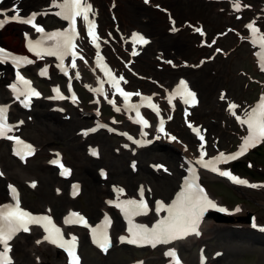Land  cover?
Listing matches in <instances>:
<instances>
[{
  "label": "rangeland",
  "instance_id": "obj_1",
  "mask_svg": "<svg viewBox=\"0 0 264 264\" xmlns=\"http://www.w3.org/2000/svg\"><path fill=\"white\" fill-rule=\"evenodd\" d=\"M186 1L187 3H180L175 6L176 16L179 20L201 22L208 33L207 42L211 41L213 33L220 32L225 26H230L232 29L228 30L223 37L218 38L217 43H213L208 49L198 47V38L181 34L180 36L183 37L182 42L188 45L184 53L164 50L165 56H170L176 59L177 62L179 60L190 61L206 56L205 62L199 67H182L188 73L176 74L174 73L175 69L164 66L162 62L156 60L151 68H147L146 64L140 60L142 57H147L143 53L137 57L135 63L132 64V68L145 77L155 78L162 83H167V85H171L178 76H185L187 80L191 81L200 97V103L196 100V108L191 110L192 115L189 116V119L199 129L204 130L208 140L211 141L207 146L208 157L214 155L217 150H232L240 142L241 127L236 117L230 118L228 116L226 112L227 102L234 101L238 105L236 115H242L245 107L264 89L262 84L264 74L259 73L254 67L251 56L252 47L246 41H238L234 31L236 28L237 31L242 33L247 32L248 28L245 26V22L254 21L251 17L256 15L257 6L254 4L255 0H245L253 4L255 9H245V13H241L240 17L236 18V13L232 15L225 2L222 3L226 4L227 8L223 11L217 10V2L195 0V4H191L192 1ZM125 2L126 0H121L120 3L117 2L118 16L113 21L112 16L110 17L105 9L107 6L105 4L106 0L100 2L104 9H102L103 11L98 18L104 27H106L105 24H108L107 27L111 26L112 29L115 24V31L122 28V23L119 22V26L117 19L120 14H123ZM224 4H222V9L225 6ZM149 8L145 10L150 12L153 17L159 18V20H156V25L162 27L163 33L166 35L161 13L152 11ZM217 15H221L222 22L217 20ZM140 18L145 19V17ZM125 19L124 22L127 27H134L148 35L147 30L137 24L138 20L135 23L133 17L132 19L125 17ZM44 22L50 23L52 21L45 19ZM260 24L264 30V18L260 19ZM20 30L19 28V32L15 37V41H19L17 47L5 38H2L0 42L8 48L15 49V51H24ZM181 32H184V29L173 34V36H178ZM151 37L154 39L152 35ZM110 50L113 51L111 48ZM110 50L109 53H111ZM214 52H216L214 58L207 61L208 57H211ZM111 54L110 59L118 64L115 54ZM34 69L30 68L26 70V73L34 75ZM165 74H169L170 77L164 79ZM53 76L46 80L35 79V84L39 87L40 92L49 94V85L61 79L58 76ZM191 77L195 78V83L192 82ZM81 80L83 79L76 80V85L80 91L81 104L83 108L90 110L93 105L89 104L90 98L81 89ZM127 81L128 87L132 89L157 90L156 86L147 79L133 77ZM2 89L4 90V88ZM221 90L225 91L222 101H220ZM212 99L217 103L215 108L217 105L219 107L216 113L205 107V105L214 104V102H211ZM59 104L61 105V111L55 112V110H52L53 104L46 102L44 96L40 95L35 97L33 106L29 111H17L19 114L15 118L21 116L23 120V126L20 130L34 142L37 153L25 164H21L8 153V146L5 143L0 144V173H3L0 176V187L5 193V196L0 198V203L5 198L7 199V186L10 183L18 186L21 196L20 202L23 206L34 211H47L53 214L56 219H59L66 211V207L70 206L84 216L89 217L91 221L96 220L102 210L101 207H96L97 204H102L104 207L105 200L114 195L120 198L136 196V190L141 186L144 188V194L150 202L156 199L170 200L174 190L178 187L180 177L185 172L181 151L172 159H169L166 156L165 147L156 144V142L149 149L132 151L122 147L120 138L103 132L88 137L81 136L77 134V130L89 126L92 119L87 117L85 113H81L78 108L68 105L65 101L59 102ZM102 112L105 117H108L109 112L106 108H103ZM181 112L182 108L178 107L169 128L174 130L180 142L184 141L191 150L195 151L196 141L193 140L192 142L189 128L184 124ZM46 114L49 115L50 119L46 117ZM115 126L127 128V125L120 118ZM216 129L223 131L221 136L215 131ZM261 145L257 150L254 149L248 157H243L239 161L225 166L226 169L236 174L249 176L252 182L262 183L261 187L245 188L247 195L237 192L222 180L206 174L201 175L202 181L212 195L229 207L241 206L243 213L240 215L247 216L246 212L254 213L255 223L258 225L254 223L247 224L240 220L239 223L234 222L231 226H224L230 223L228 220L219 219L218 216L207 220L206 226L203 228L204 237H196L199 241L196 242L197 239H194L184 243L188 245L179 247L180 256L188 264H198L201 253L208 258L206 264H264V227L259 226V224H264V142ZM91 146L97 147L99 151V155L96 157H93L90 152ZM56 150L62 153L65 162L73 171V179L81 185L79 195L74 198L68 197L69 179H59L55 167L48 164L49 156ZM167 153L171 154L168 151ZM247 159L252 161L250 168L246 165L245 160ZM99 167L106 168L107 178L99 179ZM86 169L87 172H92L93 177L97 179L94 178L96 181H99L97 184L94 185L84 175ZM165 169L167 170L165 171ZM124 170L129 171L134 176L131 188H127L124 182ZM7 173L11 176H8ZM33 182L35 187L32 186ZM161 182L167 184V188L164 190L160 187ZM56 186L60 187L61 193L55 191ZM99 186L104 191L100 194L97 193ZM121 188L124 190L122 194L117 192V189ZM65 204L67 205L65 206ZM56 207L60 208L57 212L55 211ZM111 216L114 219L113 231L117 235L123 231V228L120 227L119 219L114 212H111ZM211 223L223 224V226L211 229ZM85 232L87 233V228L78 230L79 235L82 234L84 237L79 241L80 264H128L138 259L141 260V264H164L166 261L162 256V248L154 250L149 248L137 249L116 245L112 242L107 251L101 252L87 242ZM28 237L18 238L15 241L12 264H36L32 255H26L22 251V248H28V243L32 242V239H28ZM19 240L25 242L26 245L23 244L20 248H17ZM35 254L42 256L50 264L64 263V256L50 248L44 250V252L36 250Z\"/></svg>",
  "mask_w": 264,
  "mask_h": 264
},
{
  "label": "snow or ice",
  "instance_id": "obj_2",
  "mask_svg": "<svg viewBox=\"0 0 264 264\" xmlns=\"http://www.w3.org/2000/svg\"><path fill=\"white\" fill-rule=\"evenodd\" d=\"M145 2L147 3L148 0H145ZM53 5L60 9L56 15L68 21L67 28L53 32H45L44 28L36 23L37 13H32L28 17H21L15 8H13L12 11L16 12V14L10 17L4 16L3 19H0V28L4 27V25L10 20L31 25L37 33H41L42 35L38 39L32 40L28 39L27 34H25L26 47L28 50L33 52L37 58H43L44 56L56 57L61 62L58 67L65 73V75H67V71L63 64L65 57H72L71 67L75 68V59L79 55L76 51L77 45L75 43V40L79 35L77 32V18L80 17L83 19L88 36L92 39L93 43H96L99 39L96 34V25L93 20L89 19V13H92L93 15L95 13L93 12L92 5L88 3V0H61L60 3H56V0H53ZM233 7L235 10L239 11L241 8L240 0H233ZM0 15H3L2 10H0ZM246 27L252 32L253 43H259L261 48H264V35L259 34V29L254 26V22L249 23ZM173 31H175V29H173ZM197 31H200V29H197ZM133 35L138 37L137 42L148 43L143 36L136 33ZM217 51H219V49H217ZM136 54V52H133V55ZM97 56L99 58V53H97ZM80 58L83 59L82 56ZM8 61H11L16 69L21 68L23 65L34 63L33 60L26 56L16 55L4 48H0V63ZM46 71V68L42 69L40 74L44 75L46 74ZM107 74L109 76L108 82L113 88L117 89L121 96H123L125 108L136 112V116L139 119L134 122L142 125L141 134L146 135V133L143 132V127L148 126V121L140 114L139 109L141 104L129 103V98L131 96H139L140 93L123 91L119 88V82L124 80V77L120 76L119 79H117L112 76L110 71ZM77 78H79L78 74ZM16 81L17 83H13L9 85V87L17 99L23 97L21 102L26 106L30 102L31 97H39L41 95L35 88L31 87V82L25 79L19 71L16 72ZM69 90H71L70 84ZM53 91L56 93V96L51 97L52 99H65V97L60 94L58 87L54 88ZM95 91L103 94V87L101 86L100 88L95 89ZM176 95H179L186 104L190 101L192 103L196 102V94L188 89L187 83L183 80L180 81L179 86L172 93V96ZM172 96L169 97V104L172 102ZM71 99L75 102V95H73ZM221 99H224L223 95L221 96ZM151 100L152 98L150 96L142 97V101L148 102L147 107H150L153 111L157 112V115H159L157 105L153 104ZM108 103L114 104V101L109 100ZM237 107L238 105L235 104H229L228 106L229 111L232 112L237 121L247 125V135L243 138V142L240 145L239 150L230 155H225V153L221 152L218 156L207 161L203 159L204 153L201 152V159L198 160L197 163L201 164L205 168H210L213 172H218L221 176L228 177L234 183L245 185L248 184L247 180L233 175L230 171L221 170L217 167V165L226 164L228 161L235 160L238 157L243 156L250 148L264 142V95L260 97L258 103L253 106L251 110L244 113L243 118L236 115V113L232 111ZM116 111H120V109L116 108ZM6 113L7 107L0 106V136H5L7 131L12 127L6 123ZM168 119H171V117H168ZM103 126L104 125H100V127ZM189 126L191 127V125ZM92 131H95V129H92ZM158 131H164L163 120L160 122ZM7 138L13 139V137L10 136ZM15 139L19 142L18 138ZM129 139H131V137H129ZM171 139L175 140L176 137L172 136ZM200 139L203 141V136H201ZM26 147H29L30 149V146ZM201 149H203V144H201ZM93 154L95 155L96 153L93 152ZM55 162L56 161H54V163ZM61 167L62 175L70 174L69 169L63 168V166ZM166 170L167 169H165V171ZM189 171H192L193 173L192 179L185 181L184 186L177 193L176 198L171 204L164 205L162 201H156L157 214L161 211H166L167 215L157 220L150 228L144 224L133 223L134 217L148 214V205L144 198L145 190L142 186L139 189V200L127 199L120 201L118 197L117 202L108 201L109 204H115L128 221L129 236L121 237L120 239L122 242L126 240L129 244H151L155 247L157 244H167L170 241L182 239L193 233L199 235L198 225L205 211L209 208H216L217 205L209 199L204 189L196 183L195 172L191 169ZM2 175L3 173H0V176ZM32 186L35 187L34 182ZM251 186L256 187L257 185ZM74 187L78 191V186ZM9 191L13 195L15 202L0 205V264H12L11 257L9 256V253L12 250L10 242L14 240L18 233L30 232L32 226L42 227L46 233L43 236V240L57 245L67 252L70 258L69 264H80L79 257L76 254L77 237L72 235L70 239H65L61 228L54 223L51 216L36 215L23 209L20 206L19 199L16 195V189L12 185H9ZM123 191L124 190L122 188L117 189L118 193L122 194ZM73 194L75 195L76 193L74 192ZM219 210L225 211L224 208H220ZM64 223L69 225L83 224L85 227L89 226L86 218L77 212H70L69 215L64 218ZM109 225L110 219L106 215L104 221L92 229L93 242L104 251H107L111 243L107 231ZM36 242L41 243L40 240H37ZM165 255L172 257L174 264H179V260L176 258L174 250L166 252Z\"/></svg>",
  "mask_w": 264,
  "mask_h": 264
},
{
  "label": "bare ground",
  "instance_id": "obj_3",
  "mask_svg": "<svg viewBox=\"0 0 264 264\" xmlns=\"http://www.w3.org/2000/svg\"><path fill=\"white\" fill-rule=\"evenodd\" d=\"M34 1V3H33V5L32 4H24V5H22L21 4V0H11V3H10V5H16L17 7H22V8H24V9H35V10H37V9H40V7L41 6H45V5H48V2H46V3H44L43 1L44 0H33ZM90 1H92L93 2V4H96V6H97V9H98V11L100 12L101 11V7L98 5V3H97V0H90ZM112 0H108V6H109V4H110V2H111ZM153 1V0H152ZM190 1H192V2H190ZM189 2L191 3V4H195V0H190ZM160 3V2H162V3H167V4H169V6H166V4H163L164 6H166V7H171L172 9H173V11L174 10H176V8H175V6H177V5H179L180 3H187V1L186 0H154L153 1V3H151L152 5L153 4H156V3ZM126 4H127V6L129 7V11H130V8L134 11V12H136V14H137V16L138 17H140V16H142V15H144V16H146L147 17V20L145 21V22H141V25L145 28V29H147L153 36H154V39H153V44H154V46H156V47H158V48H156V49H159L158 51H155L154 52V54L155 55H160V56H163V54H160V51H162V50H164V49H166L167 47H169V46H171V47H173V48H177L178 46L180 47L179 49H181V50H183V48H185L186 46H185V44L182 42V40H183V37H181L180 35L181 34H179L178 36H174V38L173 37H170V40L171 41H167V40H165V39H163L162 38V30H160V27H157V25H156V20H159V18H157V17H153L151 14H150V12H148L147 10H145L146 9V7H145V4H146V2H145V0H141V1H134V0H126ZM36 6V8H34ZM99 6V7H98ZM118 7V4H116V7L115 8H117ZM96 9V8H95ZM106 10H108V8L106 9ZM116 11H118V8L116 9ZM175 13V12H174ZM171 16H172V14H171ZM120 18H121V21L123 20V17H122V15H120ZM217 19L218 20H220L221 18L220 17H217ZM165 20H167V16L165 15ZM181 24V23H180ZM180 24H177L176 23V26L177 25H180ZM123 27H124V29H126V28H128L127 26L125 27V25H124V23H123ZM171 26H170V24H169V21L167 20V29H169ZM131 30V28H128V32ZM18 32H19V29H18V27L16 26V24H13V23H9V24H7V26L6 27H4L1 31H0V39H2V38H5L9 43H11L12 45H14V46H17L18 45V43H19V41L18 40H16L15 41V37H16V34H18ZM185 37V36H184ZM254 58H255V63H259L260 61H261V59H259V55H256V54H254ZM141 60V62H144L145 64H146V66H147V68H151V65L153 64V61L152 60H148V59H146V58H144V57H142V59H140ZM46 62V61H45ZM195 63H197V60L195 61ZM1 68V67H0ZM79 68H81L80 66H79ZM178 70V69H177ZM0 74H1V77H0V79L4 82V83H6V82H11V81H13V77L8 73V70H6V71H2V70H0ZM112 97H113V95H112ZM176 98H177V100L179 101V102H181L182 103V105H186L185 103H184V101H183V99H181L180 98V96L179 95H176ZM124 98L122 97V98H119V101L116 103V107L117 108H119L121 111H122V109L124 108ZM122 108V109H121ZM81 110H83V112H86V114H93L94 115V110H86V109H81ZM164 110L166 111V112H170V111H172V107H168V106H166V107H164ZM52 113H54V112H52ZM96 113V112H95ZM56 114V113H55ZM140 114H141V111H140ZM126 115L129 117V119L130 120H132V121H135V120H137V119H139L137 116H134V112H132V111H128V112H126ZM56 116H57V114H56ZM46 117L48 118V119H50V117H49V115H47L46 114ZM95 117V116H94ZM147 128H150V130L151 131H153V127L148 123V126L145 128L146 130H147ZM156 134H158V132H156V131H153L152 133H151V136H150V138H152L154 135H156ZM173 135H171V134H168L167 136H166V134L164 135V136H162V137H160L159 139H156L157 141H158V143H159V145H161V146H164L165 148H164V150H165V152H166V156H168V158L169 159H172L174 156H176L178 153H179V151L181 150V148H182V153H183V155L185 156V158L186 159H188L189 160V168H193L194 170H196V171H198V173H200V172H203V171H206L207 173H209L208 175H210V176H212V177H214V178H217V179H224V178H227V180L229 181V183H231L232 185H234V186H236L235 188L237 189H243V185H241V184H237V183H234L232 180H230L228 177H226V176H221V175H219V173L218 172H213V171H211L210 170V168H205V167H203L201 164H199V163H197V161H198V158L201 156V152L202 151H200V152H198L197 154H194V153H190V154H187L186 153V150H187V148H186V146L185 145H182V143L181 144H178L176 141H173V142H169L168 141V139H170L171 137H172ZM166 143H169V144H166ZM200 150H204V148L203 149H200ZM167 151L169 152V153H171V154H168L167 153ZM217 167L218 168H220V165H217ZM221 169V168H220ZM124 174H125V178H124V182H125V184L128 186V187H132L133 186V180H134V176H133V174H130L129 173V171H127V170H124ZM7 175L8 176H11V174H9V173H7ZM84 175L88 178V179H90V181L95 185V184H97L99 181H96L97 179L95 178V177H93V174H92V172H87V169H86V172L84 173ZM7 176V177H8ZM6 178V177H5ZM96 180H95V179ZM7 179V178H6ZM170 183H171V181H169ZM253 184H255V183H253ZM160 187H162V190H164L165 188H167V184L165 183V182H161V184H160ZM68 189H69V187H68ZM102 192H104L103 190H102V187H98V189H97V193L98 194H100V193H102ZM7 193V192H6ZM42 193V192H41ZM7 195H8V193H7ZM3 196H5V193L3 192V190H2V188L0 187V198L1 197H3ZM209 196L212 198V200H213V202L215 203V204H218V200L216 199V198H214L211 194H209ZM5 200H6V198H5ZM172 203V200L168 203V205L169 204H171ZM68 204V203H67ZM67 204H65V206L67 205ZM64 206V207H65ZM96 207H102V204H97V206ZM67 208H70V206H68V207H66V209ZM60 208H58V207H56L55 208V211L57 212L58 210H59ZM213 208H209L207 211H205V215L204 216H206V217H208L209 219H211V215H214V213H216L215 211H213L212 210ZM224 209H225V211H222L226 216H228L229 218H230V220L232 221V222H235L236 221V218H237V216L239 215V214H237V213H239L240 211H241V209L238 207V208H235V209H233V208H231V209H228L227 207H224ZM150 210V208L148 209V211ZM103 213L105 214V213H108L107 212V208L106 207H104L103 208ZM153 212H154V214H155V219H154V221H156V220H158V219H161L162 217H164V216H166L167 215V212L166 211H161L159 214H157V212H156V207H155V209L153 210ZM241 213H243V211L241 212ZM91 215H92V212H91ZM142 216V215H141ZM141 216H136V217H134L133 218V223L135 222V220H137L139 217H141ZM123 219H124V221H125V228L127 229L128 227H129V224H128V221L123 217V216H121ZM104 218H100L99 220H100V222L103 220ZM203 224V223H202ZM206 224V223H205ZM93 226V225H92ZM91 226V227H92ZM205 225H203V227H204ZM223 226V224H217V223H211L210 224V228L211 229H213V228H217V227H222ZM224 226H231V224H226V225H224ZM90 227V228H91ZM110 227H112V229H113V225L111 224L110 225ZM201 228V226H198V231H199V229ZM66 232H67V234H68V236H72V235H74V236H76L77 237V239L79 240V238L81 237V236H79L78 235V233L75 231V230H71V229H68V230H66ZM22 234H20L18 237L20 238H24V237H28V239H32V242L31 243H28V248H26L25 247V249H23L22 248V251H24L25 253H26V255H32L33 257H34V259L37 261L36 262V264H50V263H48V261L47 260H45L44 258H42L41 256H38V254H35V251L36 250H39V252H44V250H46L47 248L46 247H49L50 249H54V251H56V252H60L58 249H56V248H54L53 247V245L52 244H50V243H48L47 241H44L43 240V233H42V231L37 227V226H32V228H31V231L30 232H21ZM127 235L129 236V233L127 232ZM204 235L205 234H203L202 235V237H204ZM120 237L121 236H118L117 237V242H119V239H120ZM195 236H194V233L193 234H190V235H188V236H186V237H184L183 239H181L180 241H182V240H186V241H189L191 238H194ZM83 238V237H82ZM89 240H90V242H91V239H90V235H89V238H88ZM37 240H40L41 241V243H37L36 241ZM10 244H11V249H12V244H13V242L11 241L10 242ZM24 244V246L26 245L25 244V242H22V241H20L19 240V245H18V247L17 248H20V246H22ZM48 244V245H47ZM166 248H168L167 250H166V252H168V251H170V250H174L175 249V243L173 244V245H171V246H167ZM11 251H13V250H11ZM10 254V253H9ZM164 256V255H163ZM40 257V258H39ZM166 263L165 264H174V261H173V258L172 257H169V256H167L166 257ZM130 264H138L137 262H133V263H130ZM180 264V263H179Z\"/></svg>",
  "mask_w": 264,
  "mask_h": 264
}]
</instances>
